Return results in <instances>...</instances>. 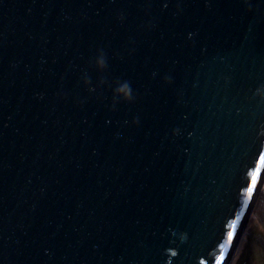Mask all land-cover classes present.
<instances>
[{
  "label": "water",
  "instance_id": "1",
  "mask_svg": "<svg viewBox=\"0 0 264 264\" xmlns=\"http://www.w3.org/2000/svg\"><path fill=\"white\" fill-rule=\"evenodd\" d=\"M263 180L264 0H0V264H226Z\"/></svg>",
  "mask_w": 264,
  "mask_h": 264
},
{
  "label": "rangeland",
  "instance_id": "2",
  "mask_svg": "<svg viewBox=\"0 0 264 264\" xmlns=\"http://www.w3.org/2000/svg\"><path fill=\"white\" fill-rule=\"evenodd\" d=\"M226 264H264V180Z\"/></svg>",
  "mask_w": 264,
  "mask_h": 264
},
{
  "label": "clouds",
  "instance_id": "3",
  "mask_svg": "<svg viewBox=\"0 0 264 264\" xmlns=\"http://www.w3.org/2000/svg\"><path fill=\"white\" fill-rule=\"evenodd\" d=\"M103 63V61H101ZM118 92L125 97L126 100H130L132 97V89L128 82H125L119 89Z\"/></svg>",
  "mask_w": 264,
  "mask_h": 264
},
{
  "label": "snow or ice",
  "instance_id": "4",
  "mask_svg": "<svg viewBox=\"0 0 264 264\" xmlns=\"http://www.w3.org/2000/svg\"><path fill=\"white\" fill-rule=\"evenodd\" d=\"M230 238V237H229Z\"/></svg>",
  "mask_w": 264,
  "mask_h": 264
}]
</instances>
